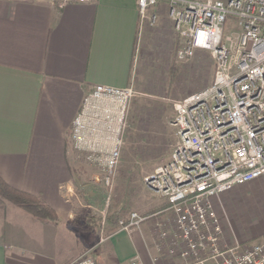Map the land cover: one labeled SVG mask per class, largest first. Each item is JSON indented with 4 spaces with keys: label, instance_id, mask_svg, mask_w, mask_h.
<instances>
[{
    "label": "crops",
    "instance_id": "crops-1",
    "mask_svg": "<svg viewBox=\"0 0 264 264\" xmlns=\"http://www.w3.org/2000/svg\"><path fill=\"white\" fill-rule=\"evenodd\" d=\"M155 11L158 20L150 25L142 20L137 0H67L62 5L55 0H0V176L40 196L59 214L57 221L41 219L1 199L0 264H68L78 257L73 194L81 155L72 147L70 130L92 84L132 83L140 91L157 92L162 83H172L167 75L165 80L156 76L172 75L177 65L182 71L210 68L212 58L203 50L173 64L180 39L167 4ZM250 182V193L260 186L264 190L263 178ZM244 184L224 194L241 195ZM236 201L226 200L227 206ZM222 221L224 226L228 222ZM262 222L257 236L264 235ZM249 238L243 228L241 235L226 236L231 243ZM102 241V252L112 264H128L135 257L146 264H185L181 257L162 259L157 249L153 259L135 230Z\"/></svg>",
    "mask_w": 264,
    "mask_h": 264
},
{
    "label": "built area",
    "instance_id": "built-area-1",
    "mask_svg": "<svg viewBox=\"0 0 264 264\" xmlns=\"http://www.w3.org/2000/svg\"><path fill=\"white\" fill-rule=\"evenodd\" d=\"M161 3L181 42L177 59L203 50L215 70L208 85L174 102L177 142L169 159L143 178L168 202L169 216L157 224L168 241H156L157 250L185 264H264V239L245 247L225 243L215 206L236 186L264 179V0H137L142 20L155 25ZM136 92L132 83L92 84L73 120V148L105 172L107 185L121 160ZM146 219L132 211L120 222L130 230ZM68 264L98 263L85 253ZM128 264L146 263L135 257Z\"/></svg>",
    "mask_w": 264,
    "mask_h": 264
},
{
    "label": "rangeland",
    "instance_id": "rangeland-1",
    "mask_svg": "<svg viewBox=\"0 0 264 264\" xmlns=\"http://www.w3.org/2000/svg\"><path fill=\"white\" fill-rule=\"evenodd\" d=\"M180 44L181 42L177 45L175 43L173 54L175 66L178 61L187 60L177 59L175 52L177 53ZM208 64L210 68L202 71L192 66L182 71L177 65V70L175 69L172 75L167 71L158 74L156 77L161 80H165L167 75L172 87L162 83L164 88H160L157 92L140 91L138 86L134 87L137 92L131 101L122 156L110 185L105 181V172L87 161L84 153L77 150L81 156L78 158V169L74 175L77 180V190L73 194L75 198L73 227L78 231V257L88 253L98 264L101 262L112 264L110 255L102 252L106 244L102 239L126 230L120 221H126L132 211L147 217L144 224L135 226L129 231L135 230L143 239L153 259L157 254L156 241L161 244L167 243L168 239H160L157 225L160 221H166L169 216V211L165 210L168 206L167 200L147 188L143 178L168 160L177 142V129L172 124L176 114L174 102L211 82L215 67L214 63ZM249 185L251 182L243 185L246 191L243 190L241 195L236 194L232 197L233 193L229 192L219 198L217 212L224 227V241L227 245L236 243L227 242L228 233L241 235L242 228L251 235V238L243 243L238 242L241 247L264 239V235H256L264 221V190L260 186L257 188V193H250L249 188L247 189ZM1 199L5 198L0 195ZM228 199L238 201L228 207V201L226 202ZM222 218L228 221L225 226ZM236 219H243L246 223L242 225ZM82 240L85 242L82 243ZM163 250L159 251L157 256L162 259L169 257L165 252L163 253Z\"/></svg>",
    "mask_w": 264,
    "mask_h": 264
},
{
    "label": "trees",
    "instance_id": "trees-1",
    "mask_svg": "<svg viewBox=\"0 0 264 264\" xmlns=\"http://www.w3.org/2000/svg\"><path fill=\"white\" fill-rule=\"evenodd\" d=\"M0 195L41 219L57 221L59 214L40 196L16 188L0 176Z\"/></svg>",
    "mask_w": 264,
    "mask_h": 264
}]
</instances>
